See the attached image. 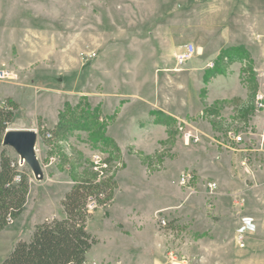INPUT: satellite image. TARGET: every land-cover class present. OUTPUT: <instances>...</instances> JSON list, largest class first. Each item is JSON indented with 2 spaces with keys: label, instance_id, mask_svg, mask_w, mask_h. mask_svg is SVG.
Returning <instances> with one entry per match:
<instances>
[{
  "label": "rangeland",
  "instance_id": "rangeland-1",
  "mask_svg": "<svg viewBox=\"0 0 264 264\" xmlns=\"http://www.w3.org/2000/svg\"><path fill=\"white\" fill-rule=\"evenodd\" d=\"M191 43L196 53L179 63ZM0 68L15 74L0 79V107L17 100L7 129L37 131L44 170L37 179L23 164L30 200L0 230V263L96 172L116 186L88 221L98 238L89 263L264 264V0H0ZM124 109H147L137 126L162 125L160 141L146 131L103 147ZM64 111L91 129L51 138L48 119ZM186 170L196 174L187 184Z\"/></svg>",
  "mask_w": 264,
  "mask_h": 264
},
{
  "label": "trees",
  "instance_id": "trees-1",
  "mask_svg": "<svg viewBox=\"0 0 264 264\" xmlns=\"http://www.w3.org/2000/svg\"><path fill=\"white\" fill-rule=\"evenodd\" d=\"M16 109L17 102L11 98L0 107V230L22 214L30 190L27 171L3 145L7 125ZM92 125H86L81 116L64 111L57 124L46 132L51 138H59L75 129L90 130ZM104 146L119 150L112 137H103ZM115 186L114 178L97 180L96 172L76 181L61 201L64 216L38 223L31 238L16 241L0 264H85L87 253L98 242L87 228L88 221L98 206L112 200ZM92 201L95 204L90 208Z\"/></svg>",
  "mask_w": 264,
  "mask_h": 264
},
{
  "label": "crops",
  "instance_id": "crops-1",
  "mask_svg": "<svg viewBox=\"0 0 264 264\" xmlns=\"http://www.w3.org/2000/svg\"><path fill=\"white\" fill-rule=\"evenodd\" d=\"M5 63H9V64H12V60L8 59ZM3 64V63H2ZM118 95L119 97V94H111V99L115 98V96ZM11 99L12 96H10ZM15 102H17V100H15V98L13 99ZM59 108V107H58ZM115 109L114 108H111L110 105H106L104 104V113L105 114H110L113 110ZM151 109V108H150ZM149 109V111H150ZM145 112H147V109L144 110V111H128V109H124V115L123 113L117 118V121H120V122H113L109 125L108 127V130H107V134L112 137L119 145V147L121 149L124 148V138L130 134H144V132L146 131H149L148 134L149 135V139L150 141L149 142H158L160 141L161 138H159L157 135H158V132L161 131L162 129V125H158V124H150L147 128V130H145L142 126L141 127H138L137 126V118L138 116H143L145 114ZM123 116V117H122ZM122 117V118H121ZM49 118V117H48ZM48 120H50V122H47V127H53L54 125L57 124L58 122V115H52V117H50ZM139 129V130H138ZM152 133V134H151ZM31 190V189H30ZM30 193V192H29ZM63 199V196L61 197V200ZM29 200H30V195L28 194V198H27V203L25 205V208H24V211L22 212V214L26 211L27 207H28V203H29ZM63 208V207H62ZM50 212V211H49ZM45 213L44 215H42L41 219H33L29 225H28V229H29V233H32L34 232L35 230V226L40 223V222H43L44 220L46 219H49V218H53V217H63L64 215H59L58 213L52 211L50 213ZM22 214L17 218L15 219V221L17 222L18 219L22 216ZM26 223V222H25ZM24 223V224H25ZM24 226V225H23ZM22 229V228H21ZM19 239H24V237L22 236H19V233L17 234V238L15 239V241H18ZM25 240V239H24ZM95 245V244H94ZM93 245V246H94ZM93 247L90 249V251L87 253V257H86V261H85V264H92L93 262H95L96 264L99 263L100 261V258L97 259H92L89 263V253L92 251ZM154 264H159L158 262H155Z\"/></svg>",
  "mask_w": 264,
  "mask_h": 264
},
{
  "label": "built area",
  "instance_id": "built-area-1",
  "mask_svg": "<svg viewBox=\"0 0 264 264\" xmlns=\"http://www.w3.org/2000/svg\"><path fill=\"white\" fill-rule=\"evenodd\" d=\"M195 53H196V46L194 44H192V43L191 44H188L184 50H182L181 52L178 53V55H177L178 62L179 63L186 62ZM88 55H90L91 57L96 56L95 53L88 54ZM14 76H15L14 72L11 71V70H9L8 68H0V79H13ZM187 139H190L192 141H199V137L196 136V135H194V134H192V133H188ZM235 140H236L237 143H239L241 145H244L245 144V138L242 135L237 136L235 138ZM94 162L97 165H101L102 163H104V164L106 163L104 161L103 157L101 156V154H95L94 155ZM18 164H19V166H24L23 164H26V162H25V160H22L19 157L18 158ZM195 176H196V174L192 170H186V171H184L183 174H182L183 183L187 184V183L191 182L195 178ZM208 186H209V188L212 191L218 189V183L216 181H210L208 183ZM92 203H94V202L92 201ZM89 206H90V208H92L94 205L89 204ZM244 221H245L244 222L245 223L244 224V230L251 229V227L253 226V222H252L251 218H249V216H245L244 217ZM11 222H13V221H11ZM160 223L163 226L167 225V221H166L165 218H160ZM239 243H240V246H242V247L245 246V241L242 240L241 237L239 239Z\"/></svg>",
  "mask_w": 264,
  "mask_h": 264
},
{
  "label": "water",
  "instance_id": "water-1",
  "mask_svg": "<svg viewBox=\"0 0 264 264\" xmlns=\"http://www.w3.org/2000/svg\"><path fill=\"white\" fill-rule=\"evenodd\" d=\"M38 134L35 129H7L3 145L11 147L31 168L37 179L44 178V170L36 151Z\"/></svg>",
  "mask_w": 264,
  "mask_h": 264
}]
</instances>
